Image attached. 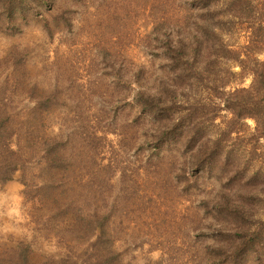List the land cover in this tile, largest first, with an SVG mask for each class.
Instances as JSON below:
<instances>
[{
	"label": "rangeland",
	"instance_id": "rangeland-1",
	"mask_svg": "<svg viewBox=\"0 0 264 264\" xmlns=\"http://www.w3.org/2000/svg\"><path fill=\"white\" fill-rule=\"evenodd\" d=\"M29 1L0 0V264H264V138L226 107L264 0Z\"/></svg>",
	"mask_w": 264,
	"mask_h": 264
},
{
	"label": "trees",
	"instance_id": "trees-1",
	"mask_svg": "<svg viewBox=\"0 0 264 264\" xmlns=\"http://www.w3.org/2000/svg\"><path fill=\"white\" fill-rule=\"evenodd\" d=\"M248 3L250 0H245ZM29 0H19V4L15 11L24 12L30 8ZM251 3V2H250ZM10 17L13 12L10 8ZM260 70L255 72L254 83L250 89L239 90L234 93L227 102V108L232 111L233 122L253 118L256 121L255 132L260 138H264V63L259 65ZM173 133V132H171ZM170 133V138L171 134ZM250 248H246L245 252L253 250L251 243H248ZM233 264H237L234 262Z\"/></svg>",
	"mask_w": 264,
	"mask_h": 264
},
{
	"label": "clouds",
	"instance_id": "clouds-1",
	"mask_svg": "<svg viewBox=\"0 0 264 264\" xmlns=\"http://www.w3.org/2000/svg\"><path fill=\"white\" fill-rule=\"evenodd\" d=\"M15 211V210H14ZM16 214L18 215L19 213H18V211L16 212Z\"/></svg>",
	"mask_w": 264,
	"mask_h": 264
}]
</instances>
